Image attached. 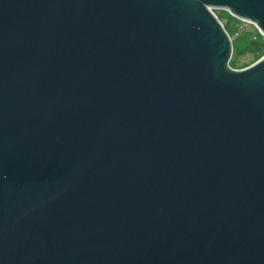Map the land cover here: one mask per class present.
I'll list each match as a JSON object with an SVG mask.
<instances>
[{
	"label": "water",
	"instance_id": "obj_1",
	"mask_svg": "<svg viewBox=\"0 0 264 264\" xmlns=\"http://www.w3.org/2000/svg\"><path fill=\"white\" fill-rule=\"evenodd\" d=\"M215 10L0 0V264H264V55Z\"/></svg>",
	"mask_w": 264,
	"mask_h": 264
},
{
	"label": "trees",
	"instance_id": "obj_2",
	"mask_svg": "<svg viewBox=\"0 0 264 264\" xmlns=\"http://www.w3.org/2000/svg\"><path fill=\"white\" fill-rule=\"evenodd\" d=\"M228 14L229 18L226 20H222L221 14H218V16L232 37L234 54L243 56L248 53H254L257 54L259 58L262 57L264 55V36L260 33L258 28L255 29V32H251L246 29V22L232 16L230 13ZM235 35L240 37L238 38ZM234 65L235 61L232 59L231 66L235 67Z\"/></svg>",
	"mask_w": 264,
	"mask_h": 264
},
{
	"label": "rangeland",
	"instance_id": "obj_3",
	"mask_svg": "<svg viewBox=\"0 0 264 264\" xmlns=\"http://www.w3.org/2000/svg\"><path fill=\"white\" fill-rule=\"evenodd\" d=\"M215 12L217 14H221L222 20H226L227 18H229V14H228L229 12H227L225 10H215ZM246 23H247L246 29L250 30L251 32H255V29H257L256 26L254 24L251 25V23H249V22H246ZM235 36H237V35H235ZM237 37L239 38L240 36H237ZM232 59H233V61H235V65H234L235 67L234 68L239 69V68H244L245 66L252 64L256 60H258L259 57L257 54H254V53H248V54L243 55V56H237L236 54H234V51H233Z\"/></svg>",
	"mask_w": 264,
	"mask_h": 264
}]
</instances>
